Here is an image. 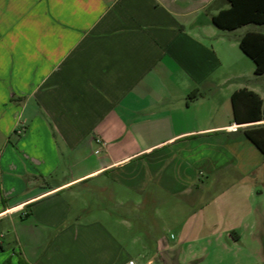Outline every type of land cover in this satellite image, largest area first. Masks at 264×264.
Returning <instances> with one entry per match:
<instances>
[{
	"label": "crops",
	"instance_id": "1",
	"mask_svg": "<svg viewBox=\"0 0 264 264\" xmlns=\"http://www.w3.org/2000/svg\"><path fill=\"white\" fill-rule=\"evenodd\" d=\"M228 8L0 0V264H205V240L242 244L245 218L259 217L252 228L264 235V209L237 208L264 155L232 105L244 88L261 96L244 85L256 65L240 47L257 30L232 37L257 24L218 28L213 18ZM100 177L140 195L123 197L128 206H157L163 195L176 228L166 231L160 214L155 226L137 215L135 228L107 209L91 213L80 186L115 195L89 184ZM212 188L221 191L205 201ZM217 210L237 222L206 228Z\"/></svg>",
	"mask_w": 264,
	"mask_h": 264
},
{
	"label": "rangeland",
	"instance_id": "2",
	"mask_svg": "<svg viewBox=\"0 0 264 264\" xmlns=\"http://www.w3.org/2000/svg\"><path fill=\"white\" fill-rule=\"evenodd\" d=\"M247 30H257L264 33V25H250L248 27L240 29L237 33L232 34V37L238 36L239 34H243ZM243 54V53H242ZM246 60L250 62V64H254L251 59L248 57ZM251 81L244 82V85H248L251 88H258L259 93L264 99V76L257 77L254 73L248 77ZM103 182L104 185L113 186L115 189V195H111L109 191L106 190H89L88 186H80L79 189L82 190V199L85 200L90 208L91 213L98 216L102 214V209H107L113 215L125 219L127 223L131 226H135L137 228L138 221L137 215H145L146 216V224L153 225L156 222L157 214L163 215L164 221H166V225L163 227L166 231H171L176 228L175 222L169 217V212L174 204L168 202V199L163 195L160 196L165 202L160 205L154 206L152 204H147L144 206V209H140V206H128L122 202L121 199L123 197L128 196L131 200H136L140 195L135 191H123L119 188V185L116 181L112 179H106L105 177H100L99 179H94L90 181V185ZM246 185L250 184L253 187V195L249 197L246 194H243L238 199L239 204L237 208H243V211L247 209H253L254 211L264 209V173L256 174L255 176H251L249 179L245 181ZM258 190L262 191L259 193ZM219 189L212 188L210 192L205 198V201H208L212 197H214L217 193H219ZM245 191V190H244ZM128 192V193H127ZM154 193L153 189L150 188L145 192V198L148 200L152 198V194ZM157 215V216H154ZM154 216V217H153ZM179 217V216H178ZM239 220V219H238ZM205 225L206 228H210L213 225H216L215 228L218 230H223L228 227L231 223L237 222V218L235 220L226 215L225 211H221L218 213L215 212L212 215L205 216ZM259 222V217L251 216L245 218L243 223V228L238 229V234L244 235V242L242 244H225L221 237L218 235L213 238H209L205 240V264H264V245L259 240L264 241V235L261 237L260 233L262 229L260 226L258 228H252ZM264 234V231H263ZM207 234H205L206 236ZM262 238V239H261Z\"/></svg>",
	"mask_w": 264,
	"mask_h": 264
},
{
	"label": "trees",
	"instance_id": "3",
	"mask_svg": "<svg viewBox=\"0 0 264 264\" xmlns=\"http://www.w3.org/2000/svg\"><path fill=\"white\" fill-rule=\"evenodd\" d=\"M230 8L214 16V24L226 31H234L250 24L264 25V0H227ZM242 51L256 65L255 75L264 76V34L248 31L240 40ZM234 121L239 125L252 124L244 134L264 155V100L247 88L232 96Z\"/></svg>",
	"mask_w": 264,
	"mask_h": 264
},
{
	"label": "built area",
	"instance_id": "4",
	"mask_svg": "<svg viewBox=\"0 0 264 264\" xmlns=\"http://www.w3.org/2000/svg\"><path fill=\"white\" fill-rule=\"evenodd\" d=\"M96 142L99 144V148L94 150V154L99 155L103 152V149L106 147V143L101 139H97ZM129 264H137V263L135 261H130Z\"/></svg>",
	"mask_w": 264,
	"mask_h": 264
}]
</instances>
